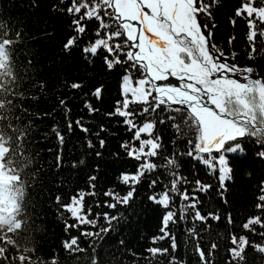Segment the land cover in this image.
Listing matches in <instances>:
<instances>
[{"label": "trees", "instance_id": "1", "mask_svg": "<svg viewBox=\"0 0 264 264\" xmlns=\"http://www.w3.org/2000/svg\"><path fill=\"white\" fill-rule=\"evenodd\" d=\"M72 2L0 0V23L5 25L0 31V50L12 49L10 55L0 56V129L4 133L0 161H4L5 168L14 165L11 171L20 170L18 182L5 173L10 176V187L19 183L20 188L19 203L5 204L16 211L15 222L0 220V233L8 236L6 241L0 237V254L5 252L0 264H21L19 256L26 257L23 264H52L53 257L56 264H94L93 257L98 264H172L173 257L176 264H264V253L253 247L245 249L243 261H230L229 255V249L234 247L230 243L233 234L238 240L245 236L250 243L264 244V237L258 234L264 229L259 225H251L256 234L242 227L249 218L259 216L264 221V209L257 208L264 203L258 199L264 195V158L258 155L264 151V144L254 137L238 141L243 152L227 154L231 174L221 187L218 172L185 154L190 147L187 141L195 138V132L184 124L181 113L158 110L150 115H134L137 125L146 119L157 121L153 136L160 137L162 147L160 155L151 159L158 167L141 176L127 205L107 206L115 201L105 193L126 195L130 185L122 182V174L136 173L143 162L130 157L123 147L133 143L138 146L139 141H133L134 130H129L124 117L109 115L123 100V77L128 75L135 82L140 72L131 67V62L109 69L104 49L85 58L82 49L96 39L98 22L84 21L86 31L79 36L73 24L77 17L67 10ZM242 2L204 0L208 11L200 13L199 19L202 26L207 25V29L202 27L204 34L211 33L210 46L216 45L228 57V63L241 68L253 66L254 72L260 74L264 72V37L259 31L264 24L256 21V51L252 53L248 18L246 14L236 15ZM254 6H264V0H255ZM74 36H79L77 42L65 49ZM118 42L123 44L124 38ZM74 83L80 87L72 88ZM96 89L101 90L99 98L94 94ZM86 105L95 111H89ZM143 107L131 104L129 111L137 113ZM170 115L176 120H167ZM161 116L164 123H159ZM173 124H180L183 134L177 133ZM57 133L63 137L62 142ZM164 157L175 160V170L184 178L178 185L180 191L186 189L197 198V208L206 221H194L192 209L180 219L182 201L178 195L169 193V208L149 199L164 192L173 179L163 167ZM196 181L210 187L195 191ZM81 192L85 193L84 212L89 220L96 221L95 226L78 224L61 208ZM169 210L177 212L176 222H169L167 238L159 239L164 235L162 218ZM105 213L116 219L109 224ZM212 215L219 219H212ZM68 224L77 226L68 228ZM101 228L110 230L99 236L82 235L97 233ZM193 228L195 231L190 232ZM74 237L78 238L77 246L85 251L73 253L64 248V243ZM213 244L216 248L210 253ZM197 245L205 254L204 261ZM151 248L168 251L151 256Z\"/></svg>", "mask_w": 264, "mask_h": 264}, {"label": "snow or ice", "instance_id": "2", "mask_svg": "<svg viewBox=\"0 0 264 264\" xmlns=\"http://www.w3.org/2000/svg\"><path fill=\"white\" fill-rule=\"evenodd\" d=\"M254 4L255 0H243L241 8L236 11L237 16L246 14L248 18L250 30L248 40L253 42L252 53L256 51L254 44L258 34L256 21L264 24V6L256 7ZM67 10L77 17L73 24L74 31L79 36L86 31L84 21L94 19L98 22L96 39L90 41L82 49L85 58L89 55L96 56L100 49H104L108 54L104 59L109 69L115 64L131 62V67L140 72V77L135 82L128 75L123 77V100L117 102L115 112L109 115L124 117V123L128 125L129 130H134L133 141H139L138 146L133 143L131 146L125 144L123 147L128 149L130 157L143 162L139 164L136 173L122 174V182L130 185V190L126 195L105 193L115 201V203L108 204V207L115 208L117 204L127 205L134 196V186L141 176L158 167L151 159L160 155L159 149L162 147L160 137L153 136L157 121L146 119L141 125H137L132 119L134 115H150L158 110L161 113L168 111L181 113L184 124L189 130L195 132V138L187 141L190 147L185 154L218 172L221 187L224 186L226 180L230 179L231 174L227 154L243 152V145L238 141L249 136L264 144V77L258 74L254 77L253 66L241 68L234 63H228V57L216 45L210 46L211 33L209 32L206 36L202 27L207 29V25L201 26L197 19L200 13L208 11V5L204 3V0H199V3L198 0H79V2L73 0ZM254 16L255 19H253ZM4 28L5 25L0 23V31ZM259 35L264 37V29L259 31ZM79 36L70 37L65 44V49H70ZM122 37L124 38L123 44L118 42ZM11 52L12 49H8L7 52L0 50V56L10 55ZM121 56L125 60H121ZM170 77L179 81V84L161 85L157 83L167 81ZM71 87L79 88L80 85L74 83ZM100 91L96 89L94 93L97 98L100 96ZM131 104H143L145 107L133 113L129 111ZM86 107L89 111H95L91 105H86ZM167 120L175 121L176 117L170 115ZM164 122L165 119L161 116L159 123ZM77 124L83 131H87L79 121ZM171 126L176 129L177 133L183 134L180 124ZM3 136V130L0 129V143H2ZM57 136L62 142L63 137L59 133ZM101 146H103V141H101ZM8 150L11 151L10 148ZM213 153L218 155H213ZM258 155L264 158V151H260ZM163 159L165 161L163 167L169 170V175L173 179L169 181V186H166L164 192L158 196H150L149 199L164 208H169L172 201V195L169 193L178 195L182 201L179 208L180 219H184L188 210L192 209L194 221H206L207 218L202 216L197 208V198L190 196L186 189L180 191L178 185L184 178L175 170V160L171 157ZM13 168L12 164H8L5 168L4 161H0V220L7 219L15 222L16 211L5 206L6 203L13 201L16 204L19 203L20 185L17 183L10 187V176H14L18 182L20 170L11 171ZM6 172L10 176L5 175ZM90 179H95V177ZM155 184L156 181H152V185ZM196 185L195 191H206L210 187L202 185L200 181H196ZM84 196L85 193H79L72 197L68 204H61V208L78 224L87 223L95 226L96 221L89 220L84 212ZM258 199L264 202V195L259 196ZM56 200L59 203L60 197ZM184 201L188 203H183ZM257 208L264 209V203L258 204ZM5 212L10 215L5 217ZM104 218L109 224L116 219V217H109L107 213L104 214ZM176 218V211L166 212L162 218L161 228L164 235L159 239L167 238L169 222L175 223ZM211 218L219 219L214 215ZM229 223H231L230 217ZM251 225H259L264 229V221L259 216L249 218L242 225L243 229L256 234ZM76 226L75 224L66 225L68 228ZM109 230L101 228L97 233L84 232L82 235L99 236L100 232ZM194 231V228L190 230V232ZM258 234L264 237V231ZM0 237L5 241L8 238L3 233H0ZM156 240L157 238L154 237L153 243ZM230 243L234 246L229 249L230 261L234 259L243 261V253L247 247H253L256 251L264 253V244L258 245L254 241L250 243L245 236H241L238 240L233 234ZM77 245L78 238L74 237L70 242H65L63 246L73 253L85 251ZM171 247L173 250L176 248L174 238ZM215 248L216 245L213 244L210 253ZM196 250L201 260L204 261L205 254L199 245ZM167 251V249L157 248L148 250L151 256L164 254ZM4 253L0 254V257H3ZM18 259L23 264L26 257L19 256ZM93 260L94 264H98L95 257ZM52 264H56V257L52 258ZM172 264H176L175 257L172 258Z\"/></svg>", "mask_w": 264, "mask_h": 264}, {"label": "rangeland", "instance_id": "3", "mask_svg": "<svg viewBox=\"0 0 264 264\" xmlns=\"http://www.w3.org/2000/svg\"><path fill=\"white\" fill-rule=\"evenodd\" d=\"M144 11H148V9H144ZM197 19H198V22H199V23L201 24V26H202L201 20L199 19V15L197 16ZM157 83H159V84H161V85H163L164 83H174V84H179V81H177L175 78L170 77L169 80H167V81H161V82H157ZM174 107H176V106H174Z\"/></svg>", "mask_w": 264, "mask_h": 264}, {"label": "flooded vegetation", "instance_id": "4", "mask_svg": "<svg viewBox=\"0 0 264 264\" xmlns=\"http://www.w3.org/2000/svg\"><path fill=\"white\" fill-rule=\"evenodd\" d=\"M256 75H257L256 72H254V73H253V76L255 77ZM258 75H259V76H263V75H264V72H263V73L261 72V73L258 74ZM235 78L238 79L239 77H235ZM164 84H169V83H164ZM171 84H174V83H171Z\"/></svg>", "mask_w": 264, "mask_h": 264}, {"label": "water", "instance_id": "5", "mask_svg": "<svg viewBox=\"0 0 264 264\" xmlns=\"http://www.w3.org/2000/svg\"><path fill=\"white\" fill-rule=\"evenodd\" d=\"M261 77H264V75L263 76H261ZM214 107V106H213Z\"/></svg>", "mask_w": 264, "mask_h": 264}]
</instances>
